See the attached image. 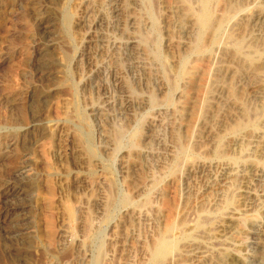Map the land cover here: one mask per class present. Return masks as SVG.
I'll return each mask as SVG.
<instances>
[{
    "label": "rangeland",
    "instance_id": "obj_1",
    "mask_svg": "<svg viewBox=\"0 0 264 264\" xmlns=\"http://www.w3.org/2000/svg\"><path fill=\"white\" fill-rule=\"evenodd\" d=\"M227 1L264 51V0ZM177 2L0 0V264H154L168 229L164 264H264V73L223 41L182 77Z\"/></svg>",
    "mask_w": 264,
    "mask_h": 264
},
{
    "label": "bare ground",
    "instance_id": "obj_2",
    "mask_svg": "<svg viewBox=\"0 0 264 264\" xmlns=\"http://www.w3.org/2000/svg\"><path fill=\"white\" fill-rule=\"evenodd\" d=\"M239 1V0H238ZM155 2V1H154ZM175 2V1H174ZM226 8H225V13L223 15H219V11L222 8L221 4L225 3ZM246 2V1H245ZM244 2V3H245ZM170 3V2H168ZM180 4L179 9H180V14L181 17L179 19V26L181 27V34L182 31H185V28L188 27L190 29H192V31L189 33V40L190 42L189 44V49H187V54L183 57H181L180 60V65L177 72L180 73L182 75V77H188L191 76L193 78V70L196 69V66L199 68L201 66L203 61V58L201 57L202 54L207 53L209 51L212 52V50L215 49V46H219L222 44L223 41H225L223 44L225 43H230V45H233V50H232V60L235 63V65L237 64L238 68V72L237 73H241L242 74L246 73L248 70H250L253 74V76H256L258 78H260V81H262L261 79V73H264V62L258 65H256L255 60H260L261 58L264 57V51H261L258 47V45L256 44V46H253L252 44H248L245 42V40L243 38H241L240 36H238L237 34H235V32L233 31H228L227 33L225 32V27L228 25L229 19L232 18L233 14H236V12L243 6V4L241 2H233V1H227V0H178V2ZM156 4V3H155ZM247 4V3H246ZM158 5V4H157ZM224 5V6H225ZM174 6V5H173ZM223 6V5H222ZM143 9V8H142ZM177 9L175 8V11ZM224 10V9H223ZM158 12V11H157ZM224 12V11H223ZM176 13V12H175ZM221 13V12H220ZM232 16V17H231ZM247 25V24H246ZM240 26V25H239ZM234 27V26H233ZM241 28V27H240ZM244 29V28H243ZM232 30V29H231ZM242 30V29H240ZM245 31V30H243ZM179 32V33H180ZM225 32V33H224ZM239 32V31H238ZM237 32V33H238ZM176 34V33H175ZM244 34V33H242ZM178 35V34H177ZM179 36V35H178ZM182 36V35H181ZM180 36V37H181ZM223 36L225 38V40H223ZM243 36V35H242ZM246 36V35H245ZM141 37V36H140ZM187 37V34L186 36ZM249 37V35H248ZM247 37V38H248ZM148 39V38H147ZM257 39V38H256ZM188 40V41H189ZM259 40V39H258ZM261 40V39H260ZM152 41V40H151ZM248 41V40H247ZM256 41V40H255ZM262 41V40H261ZM143 42V41H142ZM148 42V41H147ZM150 42V41H149ZM152 43V42H151ZM256 43V42H255ZM150 44V43H149ZM254 44V43H253ZM263 44V43H262ZM228 45V44H227ZM255 45V44H254ZM146 46V44H145ZM226 47V46H224ZM228 47V46H227ZM231 47V46H230ZM151 52V51H150ZM210 52V53H211ZM222 52V51H221ZM188 54L190 55H197L198 59L197 64H195V66L193 68H188ZM205 55V54H204ZM179 57V55H178ZM177 57V59H178ZM190 57V56H189ZM192 58V57H191ZM196 60V59H195ZM264 60V59H263ZM231 61V60H230ZM261 61V60H260ZM221 62V61H220ZM172 66V65H171ZM174 67V66H173ZM204 67V66H203ZM170 69V68H169ZM171 71L173 70L170 69ZM219 70V69H218ZM174 71V70H173ZM221 72V71H220ZM226 73V72H225ZM231 73V72H230ZM176 74V73H175ZM205 74V73H204ZM223 74V73H222ZM197 75V74H196ZM219 75V74H218ZM231 75V74H230ZM242 76V75H241ZM171 77V76H170ZM225 77V76H224ZM223 77V78H224ZM227 77V76H226ZM191 78V79H192ZM232 78V77H231ZM241 79V77H239ZM184 79V78H183ZM252 79V78H251ZM250 79V80H251ZM196 80V79H194ZM193 80V81H194ZM204 79H202L203 81ZM221 80V79H220ZM233 80V79H232ZM243 80V79H242ZM264 80V79H263ZM239 81V79H238ZM243 82V81H242ZM247 82V81H246ZM154 83V82H153ZM214 83V82H213ZM238 83V82H237ZM236 83V85H237ZM249 83V82H248ZM259 83V82H258ZM257 83V84H258ZM193 84V83H192ZM216 84V83H215ZM214 84V85H215ZM254 84V82H253ZM183 85V84H182ZM191 85V83H190ZM199 85V84H198ZM249 85V84H248ZM228 86V84H227ZM257 86V85H255ZM203 87V86H201ZM210 87V86H209ZM212 87V86H211ZM249 87V86H248ZM259 88V87H258ZM263 88V87H262ZM173 89V88H171ZM231 92L230 95L231 97L235 98V99H240L242 96V94H239V92L237 90H235L233 87L230 88ZM200 90V89H199ZM202 90V89H201ZM229 90V89H227ZM242 90V89H241ZM249 89H247L246 92H248ZM134 91V90H133ZM198 91V90H197ZM222 91V90H221ZM194 92V91H193ZM209 92V91H208ZM263 92V91H262ZM214 93V92H213ZM224 93V92H223ZM199 94V93H198ZM210 95V94H209ZM208 95V96H209ZM225 95V94H224ZM228 95V94H227ZM154 96V95H153ZM222 96V95H221ZM244 96V95H243ZM155 97V96H154ZM206 97V96H205ZM225 97V96H224ZM230 97V98H231ZM156 98V97H155ZM209 98V97H208ZM207 99V98H206ZM211 99V98H210ZM226 99V98H225ZM247 100V99H246ZM245 100V101H246ZM155 102V100H153ZM241 101V99H240ZM263 101V100H262ZM150 102V101H149ZM151 103V102H150ZM251 103V102H250ZM256 104V102H254ZM162 104V103H161ZM260 104V103H259ZM251 105V104H250ZM261 105V104H260ZM236 106V105H235ZM256 106V105H255ZM264 106V105H263ZM260 107V106H259ZM250 109V108H249ZM254 109V108H253ZM243 111V110H241ZM210 112V110L208 111ZM251 113V118L253 114L255 113L256 115L259 114L264 115V108L260 109V111L256 110L253 112H248V114ZM205 114V113H204ZM254 114V116L256 117V115ZM205 116V115H204ZM242 116V115H241ZM262 117V116H261ZM244 119V117H243ZM248 119V118H247ZM238 121V120H237ZM261 121V120H260ZM259 121V122H260ZM257 122V120H256ZM255 122V123H256ZM254 123V122H253ZM253 125V124H252ZM254 126H256L254 124ZM260 126V125H259ZM252 128V127H251ZM254 128V127H253ZM244 129V125L239 123L236 126L235 131H242ZM123 133V132H122ZM118 134V133H117ZM117 137H121L120 136V132L117 135ZM184 137V136H183ZM115 138V137H114ZM254 138V137H253ZM117 139V138H115ZM114 139V140H115ZM183 139V138H182ZM118 140V139H117ZM181 140V139H180ZM183 141V140H182ZM180 142V141H179ZM185 142V141H184ZM183 142V143H184ZM177 145V144H176ZM220 145V144H219ZM182 146V145H181ZM186 146V145H185ZM179 149V147H178ZM180 150V149H179ZM196 150V149H195ZM194 151V150H193ZM218 153V152H217ZM222 153V152H221ZM178 154V153H177ZM223 154V153H222ZM217 155V154H216ZM185 156V154H184ZM179 157V156H178ZM226 157V156H225ZM26 165V164H24ZM29 167V166H28ZM20 168V167H19ZM23 168V167H22ZM27 168V167H26ZM26 170V169H25ZM22 171V170H21ZM22 173V172H21ZM20 173V174H21ZM24 173V172H23ZM31 173V172H30ZM31 175V174H30ZM21 176V175H20ZM25 178V177H24ZM21 179V178H20ZM29 179V178H28ZM25 181V180H24ZM16 187V186H15ZM114 187V186H113ZM18 190V189H17ZM21 191V190H20ZM110 191V190H109ZM8 192V191H7ZM6 192V193H7ZM15 192V191H14ZM17 192V191H16ZM21 193V192H20ZM9 194V193H7ZM232 194V193H231ZM230 195V194H229ZM231 196V195H230ZM233 198V197H232ZM113 202V201H112ZM232 200L229 201V203H231ZM112 206V205H111ZM229 206V205H228ZM203 208V207H202ZM203 210V209H202ZM204 211V210H203ZM202 211V212H203ZM183 219V218H182ZM192 219V218H191ZM203 219V218H202ZM206 219V218H204ZM209 219V217H208ZM207 219V220H208ZM211 221V219H210ZM209 221V223H210ZM205 222V221H204ZM179 223V222H178ZM211 224V223H210ZM170 225V224H169ZM180 226V225H179ZM201 226V225H200ZM167 227V226H166ZM207 228V227H205ZM204 228V229H205ZM160 229V228H159ZM179 229V228H178ZM177 229V230H178ZM163 230V228H162ZM167 230V229H166ZM174 230V229H173ZM201 230V229H200ZM21 231V230H20ZM28 231V230H27ZM184 232V230H182ZM181 231V233H183ZM188 230L186 229V232ZM199 231V230H198ZM19 232V231H18ZM161 232V231H160ZM169 232V229L166 231V235L162 234L161 237L159 238V240H157V242L155 243L154 246H151L153 248H151V258L152 261L154 262V264H164L166 261H168V257L171 254V252L174 250V248L178 247L177 244L173 243V241L170 240V237L167 235V233ZM174 232V231H173ZM202 232V231H201ZM22 233V232H21ZM24 233V232H23ZM162 233V232H161ZM17 234V233H16ZM20 234V233H19ZM201 234V233H200ZM12 235V234H11ZM15 236V235H13ZM157 237V236H156ZM202 238V237H201ZM204 239V238H203ZM187 244V243H186ZM184 246V245H183ZM188 245H186L187 247ZM200 247V246H199ZM185 248V247H183ZM177 250V249H176ZM184 260V258H183ZM222 260V258L220 259ZM189 261V260H188ZM223 261V260H222ZM185 262V261H183ZM221 262V261H220ZM182 263V262H180Z\"/></svg>",
    "mask_w": 264,
    "mask_h": 264
}]
</instances>
